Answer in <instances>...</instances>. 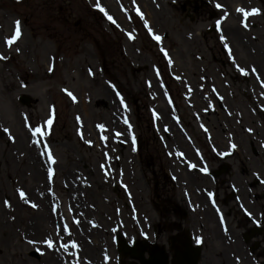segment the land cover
<instances>
[{
	"label": "rangeland",
	"instance_id": "1",
	"mask_svg": "<svg viewBox=\"0 0 264 264\" xmlns=\"http://www.w3.org/2000/svg\"><path fill=\"white\" fill-rule=\"evenodd\" d=\"M260 1L257 3L264 7V0ZM243 2L226 0L229 7ZM96 4L97 0H0V56L4 57L0 59V87L4 90L0 93V152L7 153V161L19 163L16 172V166L7 162L10 175L0 163V222L8 225L5 235L0 226V264H54L51 256L45 262L39 251L34 255L36 251L27 240V236L34 239L28 229L39 213L32 201L39 200L36 189L41 187L32 176L33 153L44 161V179L48 167L54 166L51 160L58 163L57 175L50 181L67 224L75 220L74 209L78 211L79 207L85 212L86 222L97 224L94 229L89 226L93 231L85 236L92 238L90 243L97 248L91 256L97 264H101L104 253L112 256L111 264L118 259L109 230L129 212L128 194L120 184L125 186L127 182L135 196L133 201L142 213L154 218L153 206L159 201L171 205L166 206L167 210L176 205L179 211H187L182 192L187 181L181 174L175 187L164 178L171 171L166 168L170 161L164 143L158 140L179 139L172 133L177 127L181 141L189 145L191 152L195 148V153L209 154L214 169L230 166L229 174L218 177L221 198L225 200L231 194L226 188L230 181L252 210L264 211V185L258 183L262 190L254 189L256 192L245 185L246 179L248 183L255 181L252 171L258 165L264 177V163L259 160L261 157L264 161V113L243 109L253 107V101L248 97L249 103L243 102L236 92L263 90L262 82L240 78L235 71L237 65L222 56L221 44L206 32L213 22V7L205 8L201 0H99L113 23ZM255 20L258 39L254 58L264 79V27L261 17ZM16 21L20 22L21 36L9 45L6 41L13 36ZM229 21L238 22V17H229ZM239 52V64L249 63L247 51ZM24 94L32 98L30 105L19 100ZM209 103L217 105L216 112L205 113L213 111L208 109ZM173 116L178 119L175 121ZM48 120L52 121L50 126ZM36 127L44 135H33ZM248 128L258 136L245 132ZM5 129L8 131L3 132ZM235 135L249 137L247 145L243 146L241 140L240 153L217 159L215 154L222 153L226 138ZM190 136L193 141L187 143ZM135 137L141 139L139 153L128 143ZM150 163H154L153 168ZM78 175L80 202L75 205L76 194L69 190L70 185L65 189L64 182L75 181ZM47 188L45 184L43 190ZM251 192L257 194V202L247 200ZM47 201L49 207L52 198L48 196ZM225 206L233 212L228 218L236 239L235 226L241 214L236 213L235 201L227 200ZM191 214V218L201 216ZM174 219L182 224V232L189 229L179 217ZM167 227L165 236L169 238L175 231ZM42 232L37 238L44 239L54 229L49 225ZM48 240L52 241L51 247ZM44 242L48 250L56 245L70 246L67 239ZM208 243L203 264H234L231 252L242 248L240 241L234 242L238 246L221 257L216 254L219 245L210 240ZM71 257L68 254L69 260ZM123 259L124 264L131 261Z\"/></svg>",
	"mask_w": 264,
	"mask_h": 264
},
{
	"label": "flooded vegetation",
	"instance_id": "2",
	"mask_svg": "<svg viewBox=\"0 0 264 264\" xmlns=\"http://www.w3.org/2000/svg\"><path fill=\"white\" fill-rule=\"evenodd\" d=\"M197 2V0H194ZM204 7H213L211 1L201 0ZM222 5H226V0L220 1ZM192 4V1L191 3ZM209 11V10H208ZM212 17L216 15V11L211 10ZM242 13L238 12L236 17H241ZM264 27V13L260 15ZM212 26V25H211ZM239 37L232 38L227 31H219L216 27H212L215 30H209L211 37H215L221 44V50L223 52L222 56L231 55L235 58L234 65L243 68L247 75L242 74L240 71L237 75L245 80H256L260 77L262 80L263 76L259 73V69L255 62L254 54H256V49H254L255 42L258 39L255 30L257 29V23L250 26L249 29H245L239 25ZM258 26H260L258 24ZM241 28V29H240ZM249 35H246V34ZM223 37V40L221 39ZM229 45L231 48V53L223 47V45ZM242 44V45H241ZM249 46V47H248ZM239 51H244L248 53L249 63L239 64L241 53ZM254 69V71H253ZM216 75V74H215ZM239 99L243 102H247V98H251L253 101L249 106L242 107L243 109H255V113H264V93L260 90H244L239 91ZM249 103V102H247ZM209 103V108L212 106ZM256 106L257 108H255ZM249 138V137H248ZM244 137H233L226 138V147L222 148V158H217L219 160H225L226 158L234 157L236 154L240 153L242 146H240L241 140L242 145L246 146L249 139ZM166 143L163 144V149L165 154L170 161L166 163V168L170 171L166 172L167 176L164 174V178L169 181V183L175 187H178L177 181L181 174H183L184 180L187 181L183 185V198L186 203L187 211L178 210L177 206L171 207V210H167V203L158 202L159 205L153 206V211L156 217L149 213L143 215L138 221V227L132 225L131 228L135 232L136 237L139 242L144 246L145 242L155 241L158 244L160 253L164 259L163 264H177L181 257H185L187 262L191 261L192 257L196 255L192 252L200 244V260L198 264H203V259L205 257L204 250L208 248V241L215 242L219 245L217 249V255L225 257L227 251L233 248L234 245L240 241L241 249H237V253L231 252L234 258V264H264V211L262 209L252 210L246 203L245 199L240 194V189L233 182L227 181L226 188H229L231 194L226 195V199L218 195V180L214 183L212 179V173L214 172V167L212 165V160L209 154L195 153V148H192V152L188 148V144L180 142L178 139H166ZM254 141V139H252ZM193 141L192 139L187 140V143ZM191 145V144H190ZM235 145V147H233ZM242 154V152H241ZM243 155V154H242ZM246 157L247 154L244 153ZM149 160V158L147 159ZM262 163L263 159L260 157ZM150 161V160H149ZM152 168L154 163L149 164ZM225 173L229 174L231 171L230 166H224ZM258 169H254L252 174L254 175L255 181L245 180V185H248L249 190L254 189L262 190L257 185L258 183L264 185V177L261 175L259 170L262 168L258 165ZM176 171L177 174L174 173ZM246 171V170H245ZM185 172V173H184ZM248 172V170H247ZM246 175V174H245ZM174 176L175 179L172 177ZM188 178V179H187ZM200 178V179H198ZM191 179L194 180V184H191ZM204 184H203V182ZM163 181V180H162ZM184 183V181H182ZM202 183V184H201ZM211 184V185H210ZM189 186V188L187 187ZM211 186L214 189L211 190ZM264 190V188H263ZM249 193V192H248ZM247 193V195H248ZM246 195V194H245ZM244 195V197H245ZM213 196V197H212ZM201 197V198H200ZM257 194L251 192V196L247 200H257ZM227 200L236 203V213L241 214L240 219L237 220V225L235 229L238 232L236 239L232 235V224L229 221L228 216L232 215V210H226ZM225 204V205H224ZM259 205L256 203V207ZM196 215L194 218L192 214ZM214 213V214H213ZM216 219L214 218V216ZM183 216V217H181ZM159 221L157 223V218ZM180 218V221L186 222L187 230L182 232V224L175 221L174 218ZM170 223V224H167ZM167 226H172L175 234L173 236H165L169 231ZM141 230V231H140ZM140 232H142L140 234ZM34 238L37 237V233L33 231ZM171 237V238H170ZM169 239V240H168ZM199 240V242H197ZM216 240V241H215ZM250 240L252 243H250ZM235 242V243H234ZM234 243V244H233ZM222 264V263H220Z\"/></svg>",
	"mask_w": 264,
	"mask_h": 264
},
{
	"label": "bare ground",
	"instance_id": "3",
	"mask_svg": "<svg viewBox=\"0 0 264 264\" xmlns=\"http://www.w3.org/2000/svg\"><path fill=\"white\" fill-rule=\"evenodd\" d=\"M225 31H227V33L232 37V38H238L239 37V27L235 26L232 22L227 23L226 27H225ZM242 45V44H241ZM264 61V60H262ZM4 90L0 87V93H2ZM10 112V111H9ZM172 133L174 135V137H178L179 141L184 143V141H181V135L179 134V130L177 128H174L172 130ZM5 157H7V155L4 156V162H5V170L7 173H10V167L8 165L7 161L8 158L6 159ZM33 166H31V170H32V176L34 181H36V183H38V185L41 186V188L47 184L46 181H48V179H44L43 177V173H42V160L40 158V156L34 155L33 153ZM11 161V160H10ZM47 177V176H46ZM191 184H194V180L191 179ZM70 186L72 187L73 191L77 193V190L79 188V183L77 182V180L75 181H71ZM79 196L77 195L76 198H78ZM201 198V197H200ZM47 199H39V204L41 209L39 210V213L33 217L34 222L32 223V225L29 227V229L33 232L35 231L37 233V235H40L41 231H42V225L43 223H45L46 225H48L50 222L53 221V216L52 213L48 210L46 203ZM0 226L2 227L1 232L3 233V235H5L7 233V228L8 225L5 224L4 221L0 222ZM34 235V234H33ZM80 239H83V236L80 235L79 236ZM83 245V251H82V255L85 258H88L90 256H94L96 254L97 248L94 246H91L90 244H87L86 242L82 241L81 242ZM86 243V244H85ZM47 258H49V255L45 256V261H47ZM54 264H65L61 259L60 256L57 255L56 259L53 260Z\"/></svg>",
	"mask_w": 264,
	"mask_h": 264
},
{
	"label": "snow or ice",
	"instance_id": "4",
	"mask_svg": "<svg viewBox=\"0 0 264 264\" xmlns=\"http://www.w3.org/2000/svg\"><path fill=\"white\" fill-rule=\"evenodd\" d=\"M96 7L101 11V12H104L106 16H108L107 12L100 6L99 4V0H97V4H96ZM217 7L219 8L220 5L218 4ZM137 11L139 12V10L137 9ZM237 11L239 12H243L245 17H247L248 15H251V14H256L258 12V10L256 9H253L251 13H248V12H245L244 9H237ZM108 19L109 20H112L113 23H115V21L112 19L111 16H108ZM21 36V28H20V22L19 21H16L15 22V31H14V34L13 36L11 37V39H8L6 42L9 44V45H12L16 40H18ZM131 38V36H130ZM154 38L159 41L160 40V37L159 36H154ZM221 39L223 40V37H221ZM225 47H227V45H225ZM163 51V50H162ZM4 57L3 56H0V59H3ZM238 71H240L242 74H245L247 75V73L245 72V70L243 68H239L238 67ZM254 71V69H253ZM69 95L71 96L72 94L69 93ZM74 99V97H73ZM123 103V101H121ZM47 123L49 124V126L52 124V121L51 120H48ZM103 127V126H101ZM5 131H8L7 129H5ZM33 135H44V133L42 132L41 128L39 127H36L34 130H33ZM117 135H119V133H117ZM233 147H235V145H233ZM20 197L23 199L25 198V193L24 192H20ZM35 206V205H34ZM65 230H67V226H65ZM31 243V241H29ZM199 242V240L197 241ZM46 243L48 244L49 247L52 246V241L51 240H48L46 241ZM73 247H76L75 243H73L72 245Z\"/></svg>",
	"mask_w": 264,
	"mask_h": 264
},
{
	"label": "water",
	"instance_id": "5",
	"mask_svg": "<svg viewBox=\"0 0 264 264\" xmlns=\"http://www.w3.org/2000/svg\"><path fill=\"white\" fill-rule=\"evenodd\" d=\"M22 102L24 103H29V98L28 97H22ZM124 247H125V250L127 249L125 244L123 243ZM194 254L196 255L195 257H192L191 258V261L190 262H186V258L185 257H182L180 258V260L178 261V264H197V260L199 258V254H198V251L194 252ZM134 257H138L141 259L142 263L143 264H157L158 262V257L157 255H155L154 257H152V260L151 261H148V260H145L141 255H133Z\"/></svg>",
	"mask_w": 264,
	"mask_h": 264
}]
</instances>
